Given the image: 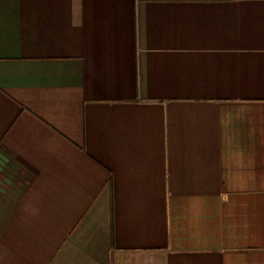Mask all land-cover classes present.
Wrapping results in <instances>:
<instances>
[{
	"label": "crops",
	"instance_id": "0c3cea01",
	"mask_svg": "<svg viewBox=\"0 0 264 264\" xmlns=\"http://www.w3.org/2000/svg\"><path fill=\"white\" fill-rule=\"evenodd\" d=\"M0 264H264V0H0Z\"/></svg>",
	"mask_w": 264,
	"mask_h": 264
}]
</instances>
